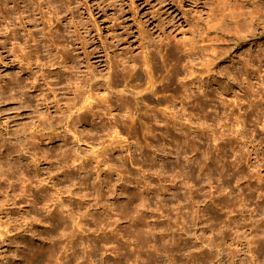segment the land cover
<instances>
[{"label": "rangeland", "instance_id": "rangeland-1", "mask_svg": "<svg viewBox=\"0 0 264 264\" xmlns=\"http://www.w3.org/2000/svg\"><path fill=\"white\" fill-rule=\"evenodd\" d=\"M4 1L0 264L257 261L264 17L250 35L218 0ZM75 94L100 114L68 133Z\"/></svg>", "mask_w": 264, "mask_h": 264}, {"label": "bare ground", "instance_id": "bare-ground-1", "mask_svg": "<svg viewBox=\"0 0 264 264\" xmlns=\"http://www.w3.org/2000/svg\"><path fill=\"white\" fill-rule=\"evenodd\" d=\"M9 1H12L14 4L16 3V0H9ZM240 1L241 0H239V2L237 0H235L234 3H232V0H221V1L218 0V5L217 6H219L220 4L222 5V7H220V12L223 13V16L224 17L226 15V12H228L231 20L233 21V24L235 25L234 31L237 34L240 33V32H242V31H246L248 34L252 35L253 34V31L260 27V21H262L261 18L264 17V11L258 5H256L254 8H251L250 11L249 10L247 11V10L244 9L243 3L240 2ZM1 2H2V0H0V5H1ZM4 2H5L4 3V6H0V16L3 17L4 19H7L8 16H9V14H10V11L7 10V2L6 1H4ZM22 2L25 3L26 0H22ZM29 3L31 4L30 1H29ZM27 7H28V5H27ZM245 8L248 9L246 6H245ZM262 23H264V22H262ZM263 29H264V27H263ZM30 55H31V53H29L27 56L25 55L24 56V60L25 59L28 60L29 58H35V57L38 60V58H37V56L35 54H34V56H30ZM15 58L17 59V57H15ZM37 60L35 61L36 63H37ZM22 61H23V59H22ZM145 66H146L147 69L150 68V64H149L148 57L145 58ZM28 67H29V69H31V66H28ZM40 67H41L40 64H36V68H40ZM130 71L133 72L134 70H130ZM115 73L118 74L119 71H116ZM148 73H150V71ZM134 74H135L134 76L140 77V76H138L139 74H137L136 72ZM147 84H148V88H149V86H153L154 82H153L151 76L149 77V81L147 82ZM54 85H57V83L54 84ZM106 85H108V84L106 83ZM152 92H153V90H152ZM91 99H92V97L90 96V94H88V96L84 100H82L81 103H78V102H76L78 100V95H76V94L74 95L73 109H75V111H76V119L73 120L71 115H68L67 116L68 119H71L70 120V125H69V127H71V130H68L67 131L68 133L72 132V130H74L76 128V125H80V123H82V121H83V119L85 117H88L89 116V117H91L93 119L94 118H99L100 112H99V110H94V107H93V104L91 102ZM121 100H122V98L120 99V101ZM78 104H80V107H78ZM123 105H124L123 102H121L120 104H117L116 105V108L115 109H112L113 107H110L109 105H107L106 106V110H108V113L111 116L113 110H119V109L121 110L122 107H123ZM127 106H125V107L128 108L129 106L128 107ZM47 109H49V108H47ZM65 110H66V112H69V114H71L70 113L71 112V105H67L66 108H65ZM65 120H66V118H64V121ZM118 121L119 120L117 118H114V122L115 123H118ZM61 123L62 122L57 123V127H59ZM68 123L69 122L66 120L65 123H64L65 126H67L66 124H68ZM75 130H78V129H75ZM76 132L78 133V131H76ZM76 132L75 131L73 132V137H74L75 140H77V143H79L80 140L78 139V137H77L78 135L76 134ZM78 134H80V133H78ZM80 136H81V134H80ZM19 146L21 147V150H22V148L24 150L26 148V146L23 145V144H19ZM26 150H29V149L26 148ZM108 151L111 152V150H108ZM26 152H28V151H26ZM109 152H108V154H109ZM105 153H106V151H105ZM106 154H105V159H107L106 158ZM41 159L43 161L46 160L45 157H43ZM105 159L98 160L97 161V164L98 165L103 164V163L104 164H109L108 162H105ZM37 160H35L34 162L36 163ZM77 161H78V158H76V160L73 161V164H75ZM104 166H106V165H104ZM85 168H86L85 164L80 163L79 164V167H78V170H81L82 172H85ZM262 219L264 221V216L262 217ZM260 234H261L260 237H257L258 235L256 236V233H255V235H252V233H250L251 237H250L249 240H247V252H248V254L250 255V257H251L252 260L254 258L257 259V261L256 260L255 261H251V262H253V264H256V262H257V264H264V260L262 261L260 259L261 252H259V251L256 250L257 245H261L262 243H264V231L262 233H260ZM256 237L258 239H256ZM261 246H262V249H263L264 248L263 247L264 245H261ZM249 264H251V263H249Z\"/></svg>", "mask_w": 264, "mask_h": 264}]
</instances>
